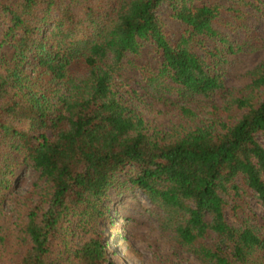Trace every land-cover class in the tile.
I'll list each match as a JSON object with an SVG mask.
<instances>
[{
	"label": "trees",
	"instance_id": "trees-1",
	"mask_svg": "<svg viewBox=\"0 0 264 264\" xmlns=\"http://www.w3.org/2000/svg\"><path fill=\"white\" fill-rule=\"evenodd\" d=\"M262 3L0 0V264H119L100 222L124 185L163 211L176 251L264 264L259 216L227 214L248 193L264 207V60L238 91L225 67L259 48L248 21ZM164 4L183 24L176 37ZM147 95L189 121H152L136 103ZM199 99L213 107L201 121ZM31 166L46 182L19 193Z\"/></svg>",
	"mask_w": 264,
	"mask_h": 264
},
{
	"label": "rangeland",
	"instance_id": "rangeland-1",
	"mask_svg": "<svg viewBox=\"0 0 264 264\" xmlns=\"http://www.w3.org/2000/svg\"><path fill=\"white\" fill-rule=\"evenodd\" d=\"M260 5L264 9V3ZM249 10L252 11L248 21L249 32L259 48L255 51L231 54L230 61L225 64L227 84L230 89L236 91L251 81L250 70L264 60V15L256 8ZM170 12L171 9L167 4H164L159 10V14L167 22L166 29L171 32L173 37H176L183 24L171 19ZM231 35L236 38H244L247 33L241 31L240 35H237L231 32ZM144 51L143 59L156 60L148 48H144ZM31 71H34L32 67ZM133 84L143 90L139 83L134 81ZM217 101L222 102L219 96ZM136 103L148 118L161 126L189 121V118L184 117L178 109L166 106L149 95L144 99H137ZM206 103L207 100L199 99L191 104L198 111L199 121L211 115L210 111L213 107L210 104V106H206ZM261 140L264 143L263 136H261ZM17 180L19 193L27 195H30L36 185L42 186L46 182L45 179H40V173L32 166L24 170L22 176L20 175ZM110 203V217L102 219L100 230L104 233L112 256L117 259L119 264H161L162 259H173L177 264H201L188 252L175 250L172 235L161 227L160 218L163 211L151 201L146 193L124 185L119 189H113ZM227 214L235 225H239L242 218L251 217L254 220L256 219L255 215H258L264 231V207L253 193L231 198L227 206Z\"/></svg>",
	"mask_w": 264,
	"mask_h": 264
}]
</instances>
